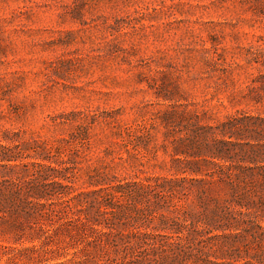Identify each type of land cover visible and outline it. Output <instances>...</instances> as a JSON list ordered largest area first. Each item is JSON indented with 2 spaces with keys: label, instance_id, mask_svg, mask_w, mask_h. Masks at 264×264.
Returning a JSON list of instances; mask_svg holds the SVG:
<instances>
[{
  "label": "rangeland",
  "instance_id": "1",
  "mask_svg": "<svg viewBox=\"0 0 264 264\" xmlns=\"http://www.w3.org/2000/svg\"><path fill=\"white\" fill-rule=\"evenodd\" d=\"M196 117L210 143L262 139L264 0H0L11 164L66 162L80 189L90 175L169 176Z\"/></svg>",
  "mask_w": 264,
  "mask_h": 264
},
{
  "label": "trees",
  "instance_id": "2",
  "mask_svg": "<svg viewBox=\"0 0 264 264\" xmlns=\"http://www.w3.org/2000/svg\"><path fill=\"white\" fill-rule=\"evenodd\" d=\"M195 125L171 175H90L83 189L66 162L18 167L0 142V264H264V133L236 150Z\"/></svg>",
  "mask_w": 264,
  "mask_h": 264
}]
</instances>
